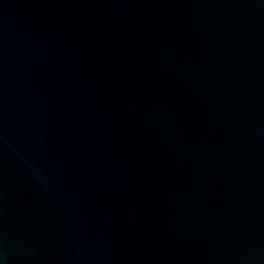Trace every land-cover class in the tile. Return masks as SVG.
<instances>
[{
  "label": "water",
  "instance_id": "1",
  "mask_svg": "<svg viewBox=\"0 0 264 264\" xmlns=\"http://www.w3.org/2000/svg\"><path fill=\"white\" fill-rule=\"evenodd\" d=\"M0 264H264V0H0Z\"/></svg>",
  "mask_w": 264,
  "mask_h": 264
}]
</instances>
